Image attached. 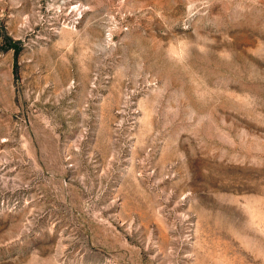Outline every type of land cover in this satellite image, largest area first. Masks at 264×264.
<instances>
[{
	"label": "rangeland",
	"instance_id": "obj_1",
	"mask_svg": "<svg viewBox=\"0 0 264 264\" xmlns=\"http://www.w3.org/2000/svg\"><path fill=\"white\" fill-rule=\"evenodd\" d=\"M0 264H264V0H0Z\"/></svg>",
	"mask_w": 264,
	"mask_h": 264
}]
</instances>
